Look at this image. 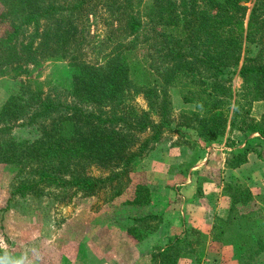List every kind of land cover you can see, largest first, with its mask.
<instances>
[{"label":"trees","instance_id":"obj_1","mask_svg":"<svg viewBox=\"0 0 264 264\" xmlns=\"http://www.w3.org/2000/svg\"><path fill=\"white\" fill-rule=\"evenodd\" d=\"M0 7L7 21L0 76L9 70L27 77L0 108V164L15 168L11 198L104 194L112 201L131 186L140 192L131 174L164 134L181 129L204 143L237 134L227 168L241 166L250 153L260 157L264 113L250 117L249 105L264 102V0L250 7L241 0H0ZM98 17L107 33L88 41ZM88 50L94 63L85 59ZM44 61H68L63 95L29 78L27 67ZM176 86L192 108L181 112L175 131L166 90ZM139 95L146 110L135 104ZM91 168L105 175L91 176ZM222 190L229 207L210 232H189L177 217L167 242L151 250L152 264H201L211 243L242 246L240 264L264 251V231H254L237 209L251 201L250 192L229 182ZM163 217L132 222L154 231ZM127 233L136 237L137 229Z\"/></svg>","mask_w":264,"mask_h":264},{"label":"rangeland","instance_id":"obj_2","mask_svg":"<svg viewBox=\"0 0 264 264\" xmlns=\"http://www.w3.org/2000/svg\"><path fill=\"white\" fill-rule=\"evenodd\" d=\"M241 1L245 6L250 7L254 0ZM6 28L7 21L0 16V35L4 33ZM89 29L93 38L91 37L92 39L90 38L88 41H98L97 39L104 38L107 33L102 17H98ZM87 49L89 48L86 47ZM85 59L89 63H94L96 61L94 52L88 50ZM27 69L29 78L42 82L44 91L54 97L55 95H63L61 89L70 82L71 71L68 61H44L38 67L30 65ZM26 78L25 75L17 77L9 70L5 71V75L0 76V108L18 82ZM231 86L233 91L239 90L241 80L237 75L233 76ZM166 91L170 99L172 128L176 131L178 128H176L175 123L179 121L181 112L191 109L192 106L181 101L180 90L177 86L169 87ZM135 98V104L146 110L147 103L142 96L139 95ZM263 113L264 102H255L249 105L250 117L258 120ZM181 131L184 134L180 135L177 132L164 134L159 143L156 144V149L151 151L131 174V184L141 185L140 192H134L133 186H131L132 189L129 187V190L122 196L112 201H105L104 194L94 197L75 196L70 201L66 197H62L63 195L56 193L38 197L25 196L22 198L15 196L11 198L15 168L0 164V257H3L4 264H53L51 256L45 251L43 245L54 240L61 229L64 230L63 235H66L67 231L73 233L74 228L81 229V240L80 243L76 244H90L94 250L98 249L99 254L106 253L105 249L101 251L105 239L99 238V234H103L100 232L104 230L101 228H105L106 225L111 226V228L116 226L125 231L129 227L137 229L136 237H132L136 241L147 242L144 245L147 246L146 251L149 253V264H152L151 250L155 247H161L167 242V234H172L178 225L176 218H180L179 210L181 208L177 210L173 206L165 215L162 213L163 222L154 231L140 228L133 224L132 219L151 215L145 207L149 205L152 199L166 197L168 192H170L171 197L174 196L176 200L179 199L176 201V205L180 207V202L183 201L184 203L187 198H183L182 193L179 192L181 187L175 183L181 182V179L190 175L193 176L194 183L191 185V191L188 192V195L192 194L195 203L189 205L185 212L191 214L196 222L197 218H201V216L208 217L210 226L216 218H221L223 213L226 215L227 210L225 212L220 196H224L222 189L228 182H223L221 165L223 159L226 160L230 157L231 145L233 143L238 144L237 134L233 133L228 139L227 136H224L218 142L204 143L197 139L192 131L185 129H181ZM258 151L260 157L257 159L260 162H256L257 166L253 178L255 182L252 184L256 187L257 192L254 194L250 192L246 182L239 181V179L229 183L238 184L250 192L251 201L237 209L240 210V214L248 216L250 221L254 222V231H264V143ZM89 174L95 177L105 175L97 168H91ZM135 198H138L136 204L124 203ZM91 223L94 226L92 235L86 231ZM47 229L51 231L50 235L44 232ZM187 230L191 232L198 229L196 225L189 224ZM36 238L39 242H33ZM69 246L72 248V245H67V247ZM217 247L218 244L216 243H211L206 247L207 250L204 252L201 264L205 261L207 253ZM52 252L53 250L50 249L49 254ZM77 254L83 259L86 252L80 250ZM52 255L53 258H58L56 253ZM109 255L97 256L94 258L95 260L93 259L87 264H106V261L117 264V258H114L116 262H111L113 258H111L112 255ZM48 257L50 260H47ZM262 257L260 253L252 261L243 260V263L264 264ZM210 258L211 256H209ZM184 263L191 264L189 261H183L179 264Z\"/></svg>","mask_w":264,"mask_h":264},{"label":"crops","instance_id":"obj_3","mask_svg":"<svg viewBox=\"0 0 264 264\" xmlns=\"http://www.w3.org/2000/svg\"><path fill=\"white\" fill-rule=\"evenodd\" d=\"M257 161H259L257 156H255L254 153H250L248 154L247 161L244 164L237 168L230 169L225 166V159H223V164L221 165V175L223 182L227 183L232 180L239 179V181L242 180L243 182H246L250 192L253 194L254 192L256 193L257 189L252 184L255 182L253 178ZM193 183L194 179L192 175L185 179H181V182L179 183H175L177 186L181 187L179 192L182 193L183 198H187L184 203L183 201L180 202V207L176 205V201H179V199H174V196L171 197L170 192H168L166 197L152 199V201L149 202V205H147L145 208H147L149 214L155 215H161L162 213L166 214L173 206L177 208V210L181 208L179 210L181 215L180 219L184 220L186 227H188L189 224H194L198 230L208 234L211 229V226L208 224V217L201 216V218H197L196 222L195 218H193L191 214H187L185 212V209H187L189 205L195 203V198L192 196V194L188 195V192L191 191V185ZM208 184L212 185L211 183ZM220 198L223 208L226 212L229 207V199L226 196H220ZM223 216H225L224 213L222 217ZM93 227L94 226L91 223V226L86 230L89 234L91 233V235L93 234ZM116 228V226L111 228L109 225H106L105 228H101L104 230L100 232L103 234H99V238L105 239L102 247L103 250L101 249V251H104V249L106 251V253L103 252V254H99L97 252L98 249L94 250L91 248L90 244H76L80 243L81 240V229L78 228H74V231L72 230L73 233L67 231L66 235H63V229L59 230L57 236L54 237L55 239L50 242H46L43 246L45 247V251L48 253V255L51 256V262H53V264L55 262L57 264H87L92 262L95 257L107 254H110L109 256L112 255L111 258H113V261L111 262H116L114 258H117V264H149V253L146 251L147 246L144 245L147 242L136 241L130 234L127 233V231ZM44 232L48 235L51 233L49 229L45 230ZM33 242L39 241L36 238ZM67 245H72V248L70 246L67 247ZM50 249L53 250L52 254L56 253V255H58L57 259L53 258L52 254H49ZM80 250L86 252V255L83 259L77 254V252ZM213 251L207 253L203 264H240V258L244 252V248L239 245H227L214 248ZM209 256H211L210 259ZM261 256H263L262 259H264V251L261 253ZM47 260H50V258L48 257ZM106 264L112 263L106 261Z\"/></svg>","mask_w":264,"mask_h":264},{"label":"clouds","instance_id":"obj_4","mask_svg":"<svg viewBox=\"0 0 264 264\" xmlns=\"http://www.w3.org/2000/svg\"><path fill=\"white\" fill-rule=\"evenodd\" d=\"M0 264H4L3 257H0Z\"/></svg>","mask_w":264,"mask_h":264}]
</instances>
